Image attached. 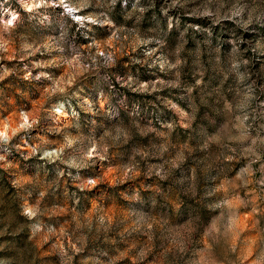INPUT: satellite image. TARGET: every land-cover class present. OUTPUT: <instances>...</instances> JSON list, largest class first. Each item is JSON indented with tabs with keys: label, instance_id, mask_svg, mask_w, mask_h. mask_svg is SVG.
<instances>
[{
	"label": "rangeland",
	"instance_id": "374dc122",
	"mask_svg": "<svg viewBox=\"0 0 264 264\" xmlns=\"http://www.w3.org/2000/svg\"><path fill=\"white\" fill-rule=\"evenodd\" d=\"M0 264H264V0H0Z\"/></svg>",
	"mask_w": 264,
	"mask_h": 264
}]
</instances>
